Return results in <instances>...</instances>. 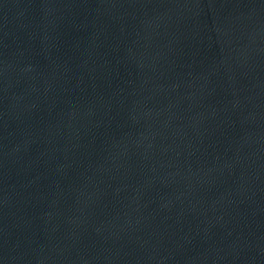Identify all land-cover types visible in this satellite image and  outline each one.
<instances>
[{"label": "water", "instance_id": "water-1", "mask_svg": "<svg viewBox=\"0 0 264 264\" xmlns=\"http://www.w3.org/2000/svg\"><path fill=\"white\" fill-rule=\"evenodd\" d=\"M264 209V0H0V250Z\"/></svg>", "mask_w": 264, "mask_h": 264}]
</instances>
